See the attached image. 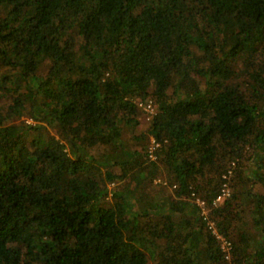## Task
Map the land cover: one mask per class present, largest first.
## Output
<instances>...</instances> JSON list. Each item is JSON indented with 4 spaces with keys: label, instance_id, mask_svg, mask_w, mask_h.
<instances>
[{
    "label": "trees",
    "instance_id": "16d2710c",
    "mask_svg": "<svg viewBox=\"0 0 264 264\" xmlns=\"http://www.w3.org/2000/svg\"><path fill=\"white\" fill-rule=\"evenodd\" d=\"M1 98L0 264H229L191 193L210 204L244 159L260 232L244 259L264 264V0H0ZM147 99L134 138L160 143L154 160L145 142L118 152ZM157 162L169 211L135 212L108 188L133 171L151 181ZM235 174L210 211L227 237Z\"/></svg>",
    "mask_w": 264,
    "mask_h": 264
},
{
    "label": "rangeland",
    "instance_id": "374dc122",
    "mask_svg": "<svg viewBox=\"0 0 264 264\" xmlns=\"http://www.w3.org/2000/svg\"><path fill=\"white\" fill-rule=\"evenodd\" d=\"M146 100H142L144 102ZM6 100L4 98L0 99V105H4ZM139 103V102H138ZM23 119L26 123L33 124L34 121L31 116H29L27 113H24L23 116L20 118ZM138 124L135 126H122V136H121V147L118 149V152L124 150L125 153L131 154L135 148H139V143H144L146 145V149H148V146L150 145V139L149 140H142L138 141L134 137L136 135H139L140 133L144 132L146 129L147 124L150 122L149 114L146 113V111L138 104V114H137ZM47 131L49 134H55V129L46 124ZM146 151V150H145ZM98 152V151H96ZM247 154V157H250V155ZM236 160V159H235ZM256 162V161H255ZM156 172L154 175H152L151 181V171L148 172L147 176L144 179H140V177H134L135 171L131 172L129 176L125 177L124 179H116L112 182L108 183V188L112 191L121 192V191H127L128 197L131 199V202L133 203V211L140 212L141 208L145 205L153 208H150V211L152 212H166L169 211L168 208L172 204H174L175 198H174V188L171 183H169V180L167 179V175L162 167V164L160 162H157L156 164ZM236 166V164H235ZM240 175L235 174V169H233L232 175L235 174L232 180L234 181L235 185V193H236V200L238 206L236 207L237 211V220L235 223L236 230L232 232L231 234H228V237L223 234L224 237L229 239L232 242V246L234 244V248L236 243H238L239 238L241 237L243 239L242 243H238L239 249L236 251L237 255L232 256V252L230 254V258L227 260H230L229 264H249V259L245 260L244 258H247V256L250 254L252 246L255 242V239L257 238L258 234H260L259 229H257V226L253 224V213H252V203L249 198L245 197V192L247 189H250V183L245 182L246 179L244 177L250 175V171L254 172V174H257V168L254 166V159L250 160H242L240 161L239 165ZM237 167V166H236ZM235 168V167H234ZM253 169V170H252ZM263 170H260V172ZM146 175L143 174V176ZM149 178L147 180L146 178ZM251 177L254 178L253 174H251ZM166 182V184H165ZM253 190H257L259 192H262L264 190V187L257 183V181L253 184ZM110 195V194H109ZM111 197L108 196L107 200H109ZM185 206L182 208V213L185 214L187 217L191 218V221L197 218V213L194 209V206L191 203L184 204ZM198 230V229H197ZM190 231H192V226L190 228ZM232 247V251H233ZM248 254V255H247ZM232 256V259H231ZM204 264V263H202ZM205 264H210L206 262Z\"/></svg>",
    "mask_w": 264,
    "mask_h": 264
},
{
    "label": "built area",
    "instance_id": "2783aa9c",
    "mask_svg": "<svg viewBox=\"0 0 264 264\" xmlns=\"http://www.w3.org/2000/svg\"><path fill=\"white\" fill-rule=\"evenodd\" d=\"M145 111L149 114V118L155 114L156 107L152 99H147L146 101L142 102L140 101L138 103ZM160 146V143L156 141V139L151 138L150 139V145L148 146V157L152 160L156 158L155 151ZM232 165H234V161L232 162ZM232 173V169L228 170L227 174L223 175L224 182L222 183V186L219 190V192L216 194V196L213 198L211 203H207L204 199H202L200 196H198L195 192L191 193L192 202L194 205L198 208V213L201 217V220L205 223V226L207 229L211 231V233L216 237V239L219 242V246L221 251L223 252V255L225 259L230 258V254L232 252V242L223 236L221 232L216 228L214 220L210 217V211L211 207H215L218 204L222 203L225 199L229 198L231 195V188L229 185L230 175Z\"/></svg>",
    "mask_w": 264,
    "mask_h": 264
}]
</instances>
